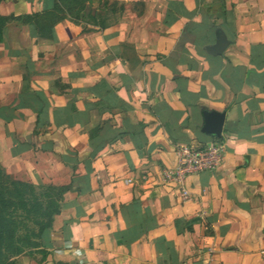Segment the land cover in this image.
Instances as JSON below:
<instances>
[{"label": "crops", "instance_id": "1", "mask_svg": "<svg viewBox=\"0 0 264 264\" xmlns=\"http://www.w3.org/2000/svg\"><path fill=\"white\" fill-rule=\"evenodd\" d=\"M108 1L105 28L5 26L0 165L69 187L16 264H264V0ZM221 35L223 53L208 52ZM205 110L226 112L223 138L202 131ZM216 142L221 162L185 177L184 200L166 176L177 148Z\"/></svg>", "mask_w": 264, "mask_h": 264}, {"label": "trees", "instance_id": "2", "mask_svg": "<svg viewBox=\"0 0 264 264\" xmlns=\"http://www.w3.org/2000/svg\"><path fill=\"white\" fill-rule=\"evenodd\" d=\"M102 0H55L52 8L7 16L0 13V42L10 18L34 25L41 37L51 38L54 26L65 18L88 29L105 28ZM68 186L40 185L10 176L0 165V264H16V257L42 244L43 233L61 211Z\"/></svg>", "mask_w": 264, "mask_h": 264}, {"label": "built area", "instance_id": "3", "mask_svg": "<svg viewBox=\"0 0 264 264\" xmlns=\"http://www.w3.org/2000/svg\"><path fill=\"white\" fill-rule=\"evenodd\" d=\"M176 151L178 164L174 169H169L166 172V176L181 186V197L188 201L191 199V191L185 185V177L193 172L216 168L222 160L224 147L219 142L209 144L202 148L182 144ZM72 249L75 256H83L80 248L73 247Z\"/></svg>", "mask_w": 264, "mask_h": 264}, {"label": "water", "instance_id": "4", "mask_svg": "<svg viewBox=\"0 0 264 264\" xmlns=\"http://www.w3.org/2000/svg\"><path fill=\"white\" fill-rule=\"evenodd\" d=\"M2 0H0L1 2ZM230 41L225 35L217 38V42L207 47L208 52L220 55L229 45ZM205 123L202 131L210 136L223 138V129L226 120L225 111L205 110L204 111Z\"/></svg>", "mask_w": 264, "mask_h": 264}, {"label": "rangeland", "instance_id": "5", "mask_svg": "<svg viewBox=\"0 0 264 264\" xmlns=\"http://www.w3.org/2000/svg\"><path fill=\"white\" fill-rule=\"evenodd\" d=\"M108 3H109L108 0H102V2H100V4L96 3V5H99L100 8H102V10H104V9H103V6H104V5H107Z\"/></svg>", "mask_w": 264, "mask_h": 264}]
</instances>
